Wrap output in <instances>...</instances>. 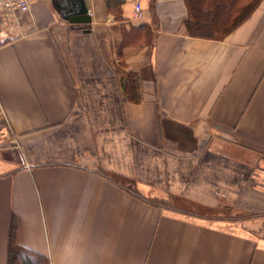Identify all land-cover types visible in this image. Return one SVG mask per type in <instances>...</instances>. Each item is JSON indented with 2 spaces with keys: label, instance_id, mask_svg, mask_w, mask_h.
<instances>
[{
  "label": "crops",
  "instance_id": "crops-1",
  "mask_svg": "<svg viewBox=\"0 0 264 264\" xmlns=\"http://www.w3.org/2000/svg\"><path fill=\"white\" fill-rule=\"evenodd\" d=\"M53 1L0 16V264L13 220L50 264H264V0L222 38L185 0Z\"/></svg>",
  "mask_w": 264,
  "mask_h": 264
},
{
  "label": "trees",
  "instance_id": "trees-1",
  "mask_svg": "<svg viewBox=\"0 0 264 264\" xmlns=\"http://www.w3.org/2000/svg\"><path fill=\"white\" fill-rule=\"evenodd\" d=\"M261 0H185L189 18L185 21L191 35L222 38L242 23ZM1 31V30H0ZM7 40L0 41V45ZM125 98L141 100L139 82L135 75L122 79ZM16 222L12 221L8 244L7 264H50L47 256L23 247L16 242Z\"/></svg>",
  "mask_w": 264,
  "mask_h": 264
},
{
  "label": "built area",
  "instance_id": "built-area-1",
  "mask_svg": "<svg viewBox=\"0 0 264 264\" xmlns=\"http://www.w3.org/2000/svg\"><path fill=\"white\" fill-rule=\"evenodd\" d=\"M31 14V0H0L2 27L11 34L19 31L21 20ZM133 14L136 18L143 15L139 0H134Z\"/></svg>",
  "mask_w": 264,
  "mask_h": 264
},
{
  "label": "water",
  "instance_id": "water-1",
  "mask_svg": "<svg viewBox=\"0 0 264 264\" xmlns=\"http://www.w3.org/2000/svg\"><path fill=\"white\" fill-rule=\"evenodd\" d=\"M53 5L61 15L72 24H87L91 22L89 0H60Z\"/></svg>",
  "mask_w": 264,
  "mask_h": 264
},
{
  "label": "rangeland",
  "instance_id": "rangeland-1",
  "mask_svg": "<svg viewBox=\"0 0 264 264\" xmlns=\"http://www.w3.org/2000/svg\"><path fill=\"white\" fill-rule=\"evenodd\" d=\"M34 2V0H31V4ZM160 203H162V204H171V205H173V203H174V205H173V207H175L176 206V203H178L179 205H183V206H185V205H188V206H192V207H195V208H200L201 209V207H198L199 205H195L193 202H160Z\"/></svg>",
  "mask_w": 264,
  "mask_h": 264
}]
</instances>
